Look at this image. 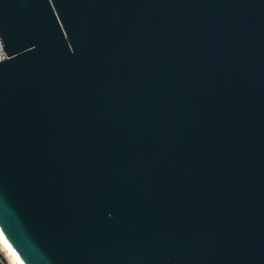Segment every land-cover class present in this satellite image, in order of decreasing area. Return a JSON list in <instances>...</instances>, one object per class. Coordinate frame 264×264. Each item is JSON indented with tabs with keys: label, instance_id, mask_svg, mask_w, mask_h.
I'll return each instance as SVG.
<instances>
[{
	"label": "water",
	"instance_id": "1",
	"mask_svg": "<svg viewBox=\"0 0 264 264\" xmlns=\"http://www.w3.org/2000/svg\"><path fill=\"white\" fill-rule=\"evenodd\" d=\"M0 43L21 264H264V0H0Z\"/></svg>",
	"mask_w": 264,
	"mask_h": 264
},
{
	"label": "rangeland",
	"instance_id": "2",
	"mask_svg": "<svg viewBox=\"0 0 264 264\" xmlns=\"http://www.w3.org/2000/svg\"><path fill=\"white\" fill-rule=\"evenodd\" d=\"M12 258L8 250L0 243V264H14L15 261ZM1 260H3L4 263H2Z\"/></svg>",
	"mask_w": 264,
	"mask_h": 264
},
{
	"label": "bare ground",
	"instance_id": "3",
	"mask_svg": "<svg viewBox=\"0 0 264 264\" xmlns=\"http://www.w3.org/2000/svg\"><path fill=\"white\" fill-rule=\"evenodd\" d=\"M0 243L8 250V252L11 254V256L13 257L12 259L15 261L16 264H21L18 259L13 255V253L11 252L10 248L7 246V244L4 242V240L1 238L0 236ZM14 263V264H15Z\"/></svg>",
	"mask_w": 264,
	"mask_h": 264
},
{
	"label": "built area",
	"instance_id": "4",
	"mask_svg": "<svg viewBox=\"0 0 264 264\" xmlns=\"http://www.w3.org/2000/svg\"><path fill=\"white\" fill-rule=\"evenodd\" d=\"M4 60H7V56L3 50V47L0 43V62L4 61Z\"/></svg>",
	"mask_w": 264,
	"mask_h": 264
},
{
	"label": "trees",
	"instance_id": "5",
	"mask_svg": "<svg viewBox=\"0 0 264 264\" xmlns=\"http://www.w3.org/2000/svg\"><path fill=\"white\" fill-rule=\"evenodd\" d=\"M2 261V263H4V261L3 260H1Z\"/></svg>",
	"mask_w": 264,
	"mask_h": 264
}]
</instances>
